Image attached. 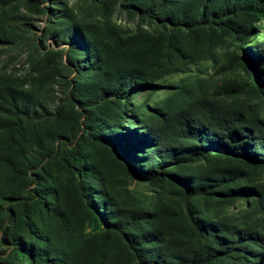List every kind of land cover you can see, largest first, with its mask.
<instances>
[{"label": "trees", "instance_id": "16d2710c", "mask_svg": "<svg viewBox=\"0 0 264 264\" xmlns=\"http://www.w3.org/2000/svg\"><path fill=\"white\" fill-rule=\"evenodd\" d=\"M121 5L158 27L169 28V34L155 37L135 59L136 36L116 35L104 43L97 33L82 28L87 50L100 64L95 83L88 86L89 95L81 90L70 98L91 103L96 110L101 109L100 97L111 103L107 119L118 122L121 116L120 130L108 137L101 135L108 127L95 126L88 136L114 150L140 183L159 188L153 196L144 197L149 201L134 195L100 200L88 212L92 230L74 250H61L53 243L32 247L13 235L15 260L31 257V264H264V39H251L255 45L246 46L260 32L255 26H263L264 0H121ZM181 31L192 39L220 32L237 40L238 47L248 51L241 60L235 56L246 81L243 85L227 81L212 93L196 81V87H182L148 115L141 112L140 125L135 126L136 110L130 113L122 105L139 90L159 87L146 79L142 63L152 60L155 68H161L153 47L167 39L165 68L169 73L179 71L173 55L188 58L177 44ZM245 85L253 87L255 101H229L244 95L241 86ZM16 90L11 88L4 95L12 119L0 125V131L8 135L9 153L22 137L24 120L39 117ZM83 126H92L88 116L80 123ZM61 151L57 158L65 169L78 176L84 173L85 179L103 186L94 165L86 166L83 150L71 146ZM41 190L29 191V197L0 191V202L6 204H0V212L8 211L11 221L18 220L28 230L30 218L47 207L48 195ZM239 200L245 207L227 210Z\"/></svg>", "mask_w": 264, "mask_h": 264}, {"label": "rangeland", "instance_id": "374dc122", "mask_svg": "<svg viewBox=\"0 0 264 264\" xmlns=\"http://www.w3.org/2000/svg\"><path fill=\"white\" fill-rule=\"evenodd\" d=\"M261 25L255 26L260 32L254 33L246 46L255 45L251 39H264V20ZM82 28L97 33L104 43L116 35L136 36L138 41L132 52L135 59L155 37L170 32L169 28L158 27L129 11L121 5V0H0V125L12 119L4 96L11 88L17 89L31 112L37 111L39 115L24 120L22 137L10 153L5 144L8 135L0 131V191L21 192V196L29 197V191L34 193L42 189L48 195L47 207L30 218L32 226L26 227L28 230L18 220L11 221L8 211L0 212V264H31V257L21 262L15 260L12 249L17 242L13 235L20 239L19 243L27 240L32 247L53 243L61 250H74L81 245L83 235L92 230L88 212L95 210L100 200L110 196L124 200L130 195L143 199L153 196L159 188L140 183L114 150L88 136L89 129L101 125L108 127L102 131V136H114L120 130L117 124L122 118L109 122L111 103L107 99L100 97L97 106L101 109L96 110L91 103H79L77 98H70L75 97L73 92L81 90L89 95L88 86L95 83L100 64L88 52ZM166 43L167 39H162L153 47L155 60L162 63L161 68H155L152 60L143 61L141 66L146 79L159 87L139 90L128 104L122 105L130 113L136 110L132 118L135 126L140 125L141 112L148 115L182 87L193 88L196 81L210 93L227 81L241 85L246 81V73L237 65L235 56L241 60L248 51L241 50L238 41L225 34L214 32L213 37L204 35L192 39L185 31L178 33L177 44L188 58L179 59L173 55V62L180 69L175 73L165 68ZM241 46L247 50L245 44ZM211 56L218 60L214 62ZM189 59L194 62L182 64ZM224 65L230 69L224 70ZM241 87L246 93L233 96L229 101L240 99L237 101L253 103V87ZM85 116L92 126L81 128ZM124 125L130 129L134 127L129 122ZM71 146H78L85 152L86 166L94 165L103 186L95 179H85L84 173L78 176L61 165L57 156ZM152 198L151 203L154 202ZM144 200L149 201V198ZM4 203V200L0 202L3 207ZM13 207L15 209V203ZM243 207L245 202L239 200L227 210L235 212Z\"/></svg>", "mask_w": 264, "mask_h": 264}]
</instances>
